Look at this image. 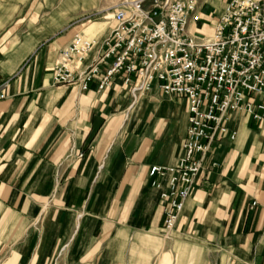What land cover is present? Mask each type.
<instances>
[{
	"label": "crops",
	"instance_id": "obj_1",
	"mask_svg": "<svg viewBox=\"0 0 264 264\" xmlns=\"http://www.w3.org/2000/svg\"><path fill=\"white\" fill-rule=\"evenodd\" d=\"M199 2L190 30L211 36L227 0ZM114 6L0 0V264L59 253L72 258L60 264H132L165 229L150 170L178 163L188 100L155 88L134 100L119 79L102 91L98 78L86 90L53 81L78 33L97 44L75 72L97 63ZM229 126L235 139L212 144L172 229L179 264H264V119L237 112Z\"/></svg>",
	"mask_w": 264,
	"mask_h": 264
},
{
	"label": "built area",
	"instance_id": "obj_2",
	"mask_svg": "<svg viewBox=\"0 0 264 264\" xmlns=\"http://www.w3.org/2000/svg\"><path fill=\"white\" fill-rule=\"evenodd\" d=\"M199 9V0H123L113 7L114 28L97 63L75 72L97 44L78 33L53 72L57 85L86 90L98 78L102 91L119 79L134 100L153 88L188 100L178 163L150 170L151 177H161L152 186L162 190L165 229L175 227L212 144L235 139L233 114L264 119V0H227L211 36L190 30ZM107 60L110 65L101 68ZM5 97L1 85L0 99Z\"/></svg>",
	"mask_w": 264,
	"mask_h": 264
},
{
	"label": "rangeland",
	"instance_id": "obj_3",
	"mask_svg": "<svg viewBox=\"0 0 264 264\" xmlns=\"http://www.w3.org/2000/svg\"><path fill=\"white\" fill-rule=\"evenodd\" d=\"M121 1L123 0H110V4L114 6ZM212 1L219 6L220 3H224L226 0ZM24 2L22 1V4ZM93 16H96V14ZM108 16L110 19L113 18V13L108 14ZM175 241L177 239H175L174 231L172 229H163L159 235V240L143 241L140 247V254L133 257L134 261L132 264H179L183 256L174 246ZM67 257L72 260L71 256L59 253L56 259L54 258V264H60L62 260L66 261Z\"/></svg>",
	"mask_w": 264,
	"mask_h": 264
}]
</instances>
